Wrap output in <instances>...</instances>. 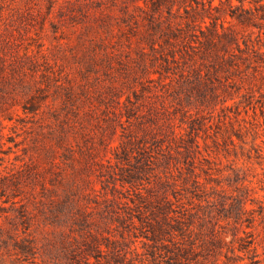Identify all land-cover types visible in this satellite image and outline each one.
Instances as JSON below:
<instances>
[{
	"label": "trees",
	"instance_id": "1",
	"mask_svg": "<svg viewBox=\"0 0 264 264\" xmlns=\"http://www.w3.org/2000/svg\"><path fill=\"white\" fill-rule=\"evenodd\" d=\"M216 1L180 0L182 21L154 19L138 57L124 42L86 45L80 90L0 21V245L17 264H264V199L246 169L217 161L264 157V126L249 119L264 114V0ZM114 60V80L95 83ZM32 82L41 91L22 102ZM52 83L71 102L64 116ZM19 104L43 108L21 139Z\"/></svg>",
	"mask_w": 264,
	"mask_h": 264
},
{
	"label": "rangeland",
	"instance_id": "2",
	"mask_svg": "<svg viewBox=\"0 0 264 264\" xmlns=\"http://www.w3.org/2000/svg\"><path fill=\"white\" fill-rule=\"evenodd\" d=\"M9 3L13 4L12 7L4 0H0V21H2V27L11 32L8 35L15 34L36 44L42 43L52 62L49 65L45 63L43 66L49 67L50 73L54 70L56 73L52 74L59 76L66 83L69 82L70 77L72 81H75L79 90L82 76L78 68L81 65L82 50L86 45L95 40H105L107 44L109 42L115 44L124 42L122 49L124 56H127L125 58H128V55L138 57L139 44L144 43L150 49L147 37L149 32L154 31L152 27L154 19L160 18L163 21V26L171 16L174 20L182 21L179 8L180 0H9ZM182 12H184V8H182ZM157 38H160V31ZM62 66L65 71L61 73ZM113 66L112 69H103L100 78L93 79V81L100 85L114 80L113 73L120 71L118 68L120 65L115 62ZM67 71L69 72L68 76L65 75ZM40 85L43 86V83L32 82L23 88L25 97L22 102L39 94ZM44 87L47 100L56 106L53 113L64 116L71 104L69 101L67 103L69 106L65 105L67 99L65 90L57 89L55 83L50 86L44 85ZM257 94L258 104H262L264 93L258 91ZM16 107L23 115L21 119L25 120L29 126L27 131L19 128V131L24 134L18 136V139L25 135L35 134L39 129L38 120L43 115L41 114L43 108L39 112L26 114L22 104ZM258 108L257 114L253 108L250 109L249 119H260V123L264 126V114L260 110V105ZM6 130L16 134L9 128ZM252 137L253 132L249 133V146L252 143ZM115 138L114 144L119 141L117 136ZM263 138L264 129L261 136L258 137V142H262L264 145ZM15 149L18 152H23L17 147ZM15 155V152L10 153L12 158ZM213 155L216 156L214 153ZM220 156L223 158L222 161L217 157L220 166L224 167L227 162L233 161L236 166L246 169L244 174L252 180V183L257 187L258 195L264 199V157L261 159L262 162L257 159L249 162L245 156L241 158H236L234 155L226 157L224 154ZM94 180L100 186L98 178H94ZM1 202L4 205H10V203L4 202L3 198ZM252 205L250 203V206ZM254 230L259 240V249L264 252V214H260ZM16 259V256L11 254L7 247L0 245V264H17Z\"/></svg>",
	"mask_w": 264,
	"mask_h": 264
}]
</instances>
